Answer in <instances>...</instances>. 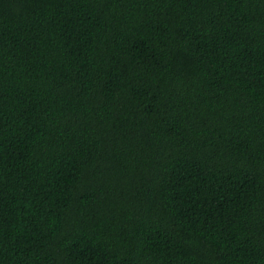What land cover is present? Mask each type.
I'll return each mask as SVG.
<instances>
[{
  "label": "trees",
  "instance_id": "16d2710c",
  "mask_svg": "<svg viewBox=\"0 0 264 264\" xmlns=\"http://www.w3.org/2000/svg\"><path fill=\"white\" fill-rule=\"evenodd\" d=\"M0 264H264V0H0Z\"/></svg>",
  "mask_w": 264,
  "mask_h": 264
}]
</instances>
